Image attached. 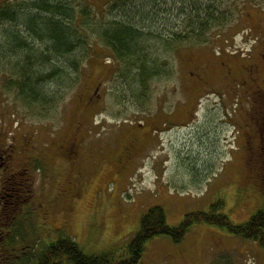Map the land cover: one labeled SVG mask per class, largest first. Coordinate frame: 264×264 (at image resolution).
<instances>
[{
  "label": "rangeland",
  "instance_id": "rangeland-1",
  "mask_svg": "<svg viewBox=\"0 0 264 264\" xmlns=\"http://www.w3.org/2000/svg\"><path fill=\"white\" fill-rule=\"evenodd\" d=\"M112 1H90V17L95 20H88L87 34L100 54L91 60L72 51L67 60L75 59L78 66L69 70L63 65L62 73L68 78L36 86L41 97L54 95L52 102L22 99L13 85L18 78L11 72L15 56L0 57V132L8 143L18 146L15 156H25L26 148L41 151L46 162L59 168L54 177L48 166L45 175L38 170L31 177L35 194L40 192L51 201L46 223L38 214L27 225L26 235L35 243L40 241L32 248L72 238L87 254L115 252L118 257L151 206H161L170 225H178L186 212L209 210L218 200L223 201L220 211L235 224L264 208V186H242L247 148L256 143L257 131L242 128L253 117L246 112L250 105L241 69L242 63L261 60L264 9L249 8L248 14L233 16L223 28L212 30L205 44L185 45L179 56L177 51L163 54L162 76L150 80L149 92L142 97L133 71L125 75L108 50L93 41L95 24L113 19L114 12L108 8ZM79 2L64 3L76 13V25L82 19ZM29 3L0 0V7L13 4L24 12H35ZM5 27L11 30L13 24L3 23L0 31ZM228 67L234 74L226 73ZM192 71L200 72L205 81ZM68 144L77 147V159L62 154ZM262 161L257 158L252 164L259 177L264 172ZM58 191L62 196L55 198ZM219 260L221 264H264V248L223 227L194 224L181 240L167 235L148 240L137 264H215ZM0 264H8L7 259ZM12 264L21 262L13 259Z\"/></svg>",
  "mask_w": 264,
  "mask_h": 264
},
{
  "label": "trees",
  "instance_id": "trees-1",
  "mask_svg": "<svg viewBox=\"0 0 264 264\" xmlns=\"http://www.w3.org/2000/svg\"><path fill=\"white\" fill-rule=\"evenodd\" d=\"M90 1L80 0L78 12L82 19L77 25L74 21L76 13L70 5L64 4L65 0H30L28 6L35 7V12L31 13L13 4L0 7V26L13 24V29L5 27L0 31V57L15 56L11 72L18 78L13 85L19 88L22 99L33 103L52 102L55 96L41 97L36 86L68 78L67 73H62L63 65L72 70L78 62L67 60V54L78 51L91 60L100 54L94 51L91 36L87 34L88 20H95L90 17ZM254 7L264 9L261 0H113L108 7L111 13L114 12L113 19L103 25L95 24L97 36L93 41L108 50L111 58L122 66L125 75H131L130 71H133L132 78L140 86L139 96L144 97L149 92L150 80L162 76L159 63L163 54L177 51L179 56L185 45L205 44L212 30L223 28L233 21V16L248 14L249 8ZM41 11L48 16H39ZM67 17L70 20L66 21ZM38 42L40 45H36ZM21 53H24L22 58ZM53 60L57 62L47 69ZM60 60L61 65L56 64ZM222 206L223 201L218 200L210 205L209 210L186 212L178 225L167 222L161 206H151L141 215L136 234L118 257L115 252L87 254L72 238H61L40 249H36L40 241L36 242L35 248L30 245L26 250V259L27 254L23 253L8 258L7 262L12 264L16 259L21 264H137L148 240L159 235L181 240L194 224L223 227L229 233L255 241L264 248V208L258 209L246 221L235 224L220 211ZM215 264H221L220 260Z\"/></svg>",
  "mask_w": 264,
  "mask_h": 264
},
{
  "label": "flooded vegetation",
  "instance_id": "flooded-vegetation-1",
  "mask_svg": "<svg viewBox=\"0 0 264 264\" xmlns=\"http://www.w3.org/2000/svg\"><path fill=\"white\" fill-rule=\"evenodd\" d=\"M260 59L254 64H241V69L246 74L244 90L250 105L246 112L253 117V121L251 119L246 127L242 128H255L257 131L256 143L247 148L248 159L244 165L245 185L262 184L264 186V172L259 177L258 172L252 167L255 159L258 158L261 161L264 159V51ZM192 73L194 77L197 75L198 79L205 81L200 72L192 71ZM226 73L234 74L230 67L227 68ZM164 124H166L165 121L162 122V125ZM249 137L251 138V134ZM26 149L28 152H25V156H15L14 151H19L18 146L8 143L3 131L0 132V260L18 257L26 253L30 245L37 244L33 237H29V233L28 236L26 235V230L32 225L30 219L36 218L38 214L46 223L51 201L40 192L35 194L31 177H34L38 170L40 175H45L43 171L46 166L50 167L49 172L52 177L59 174L58 166L55 163L46 162L43 152H30L29 148ZM76 149L77 147L75 148L73 144L64 145L62 154L66 159H77L78 149ZM61 196L60 191L56 192L55 198ZM59 228L62 227L57 229Z\"/></svg>",
  "mask_w": 264,
  "mask_h": 264
}]
</instances>
